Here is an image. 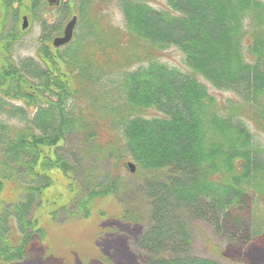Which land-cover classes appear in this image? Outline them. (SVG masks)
<instances>
[{
  "label": "trees",
  "instance_id": "trees-1",
  "mask_svg": "<svg viewBox=\"0 0 264 264\" xmlns=\"http://www.w3.org/2000/svg\"><path fill=\"white\" fill-rule=\"evenodd\" d=\"M152 1L0 0V195L17 190L0 203V264L47 243L46 206L60 224L105 200L131 218L129 161L150 200L145 264H223L190 252L187 217L229 244L264 235V0ZM23 16L40 22L30 57L16 55ZM171 47L184 68L162 61Z\"/></svg>",
  "mask_w": 264,
  "mask_h": 264
},
{
  "label": "rangeland",
  "instance_id": "rangeland-1",
  "mask_svg": "<svg viewBox=\"0 0 264 264\" xmlns=\"http://www.w3.org/2000/svg\"><path fill=\"white\" fill-rule=\"evenodd\" d=\"M152 2L155 6H162L163 3L162 0ZM54 3L50 2V4ZM47 9L55 12L51 7ZM110 11L114 22L122 25L120 11L115 7ZM26 17L28 24L25 29L23 18L19 23V28L24 33L23 39L16 48V55L21 57L35 55L40 44L39 17L35 20ZM161 59L167 64L184 68L183 55L175 47L166 50ZM210 91L220 99L229 96V93L215 90L211 86ZM125 166L127 177L134 185L121 198L133 215L131 218L115 216L118 209L113 200L95 203V213L89 220L83 222L54 223L47 214L49 207L41 208L37 214L50 232L47 243H34L28 251L26 261L21 264H145L146 255L139 245V239L150 224L151 215L148 214L150 200H147L145 182L133 178L128 165ZM57 177L63 183H67V179L61 174L57 173ZM10 190L7 187L0 195V203L15 200L16 188ZM104 212L107 213L106 216H102ZM185 220L192 234L190 247L192 254L211 257L223 264H258L261 259V264H264V235L242 244H229L227 238L219 235L209 222L192 217H187ZM213 244L221 246V255L213 252ZM49 248L53 252H48Z\"/></svg>",
  "mask_w": 264,
  "mask_h": 264
},
{
  "label": "water",
  "instance_id": "water-1",
  "mask_svg": "<svg viewBox=\"0 0 264 264\" xmlns=\"http://www.w3.org/2000/svg\"><path fill=\"white\" fill-rule=\"evenodd\" d=\"M49 2H58V0H49ZM23 21H24L23 28L25 29L28 24V20L26 16L23 17ZM76 23H77V17L73 16L65 25L63 34L53 39V45L55 47H60L65 44H68L72 40ZM127 165L131 173H134L136 171V165L134 162L129 161Z\"/></svg>",
  "mask_w": 264,
  "mask_h": 264
}]
</instances>
